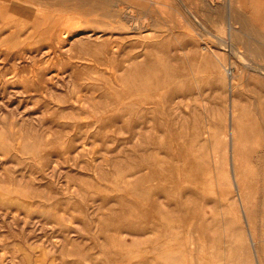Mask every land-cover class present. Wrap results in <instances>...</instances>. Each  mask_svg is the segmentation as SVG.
<instances>
[{
    "label": "rangeland",
    "instance_id": "rangeland-1",
    "mask_svg": "<svg viewBox=\"0 0 264 264\" xmlns=\"http://www.w3.org/2000/svg\"><path fill=\"white\" fill-rule=\"evenodd\" d=\"M1 1L0 264H264V0Z\"/></svg>",
    "mask_w": 264,
    "mask_h": 264
},
{
    "label": "bare ground",
    "instance_id": "bare-ground-1",
    "mask_svg": "<svg viewBox=\"0 0 264 264\" xmlns=\"http://www.w3.org/2000/svg\"><path fill=\"white\" fill-rule=\"evenodd\" d=\"M1 2H4V0L1 1ZM9 4H10V3H9ZM9 4H8V5H9ZM226 6H227V5H226ZM5 12H6V11H5ZM149 21H150V20H149ZM140 24H141V23H140ZM136 27H137V26H136ZM225 46H226V45H225ZM232 49H233V48H232ZM234 49H235V48H234ZM24 57H25V56H24ZM246 65H247V64H246ZM246 65H245V66H246ZM246 67H247V66H246ZM246 67H245V68H246ZM248 69H251V70H253V71H255V72H258V73H260V71H261V70H258L257 68H253V67H251V66H248ZM229 70H230V69H229ZM226 71H227V70H226ZM231 71H232V70H231ZM231 71H229L228 73H229V76L232 77V73H231ZM261 73H262V72H261ZM229 76H228V77H229ZM229 124H230V123H229Z\"/></svg>",
    "mask_w": 264,
    "mask_h": 264
}]
</instances>
